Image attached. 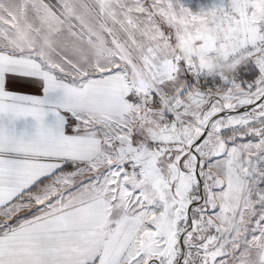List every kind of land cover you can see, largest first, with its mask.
<instances>
[{
  "label": "snow or ice",
  "instance_id": "obj_1",
  "mask_svg": "<svg viewBox=\"0 0 264 264\" xmlns=\"http://www.w3.org/2000/svg\"><path fill=\"white\" fill-rule=\"evenodd\" d=\"M261 164L264 0H0V264H264Z\"/></svg>",
  "mask_w": 264,
  "mask_h": 264
},
{
  "label": "rangeland",
  "instance_id": "obj_2",
  "mask_svg": "<svg viewBox=\"0 0 264 264\" xmlns=\"http://www.w3.org/2000/svg\"><path fill=\"white\" fill-rule=\"evenodd\" d=\"M179 3L194 14L202 10L207 11L213 6H224L225 8L228 6V0H179ZM239 68L243 69V73L240 74L238 79L239 82H251L255 78V65L251 60L245 64L239 65L237 69Z\"/></svg>",
  "mask_w": 264,
  "mask_h": 264
},
{
  "label": "crops",
  "instance_id": "obj_3",
  "mask_svg": "<svg viewBox=\"0 0 264 264\" xmlns=\"http://www.w3.org/2000/svg\"><path fill=\"white\" fill-rule=\"evenodd\" d=\"M34 39L35 38L30 35L29 25L27 23H21L19 25V27L15 30L13 43L16 44V45L23 44L25 47L31 48L32 47V40H34ZM44 41H48L49 42L50 47H49L48 51H50V49H51V41H49L48 39H43L40 42L41 50L44 52V50L42 49V44H43ZM23 90L26 91V92L34 91L31 88H25ZM22 127H24V122H19L17 124V129L20 130ZM261 167H264V164H261ZM260 187L264 188V182L261 183Z\"/></svg>",
  "mask_w": 264,
  "mask_h": 264
},
{
  "label": "clouds",
  "instance_id": "obj_4",
  "mask_svg": "<svg viewBox=\"0 0 264 264\" xmlns=\"http://www.w3.org/2000/svg\"><path fill=\"white\" fill-rule=\"evenodd\" d=\"M49 47H50L49 42L48 41H44L43 44H42V49L44 50L45 54L49 53V51H48ZM196 57H197V63L201 64L202 66H205V67H208V68H210L212 66L211 60H206L202 53H197ZM223 67L225 68V70L228 69L227 65H223Z\"/></svg>",
  "mask_w": 264,
  "mask_h": 264
},
{
  "label": "built area",
  "instance_id": "obj_5",
  "mask_svg": "<svg viewBox=\"0 0 264 264\" xmlns=\"http://www.w3.org/2000/svg\"><path fill=\"white\" fill-rule=\"evenodd\" d=\"M241 73H243V69L242 68L237 69V72H236L237 80L239 79V76H240ZM201 83L202 84H206L207 86L211 87L214 84H218L219 80H218V78L213 80V77H211V76L201 77Z\"/></svg>",
  "mask_w": 264,
  "mask_h": 264
}]
</instances>
